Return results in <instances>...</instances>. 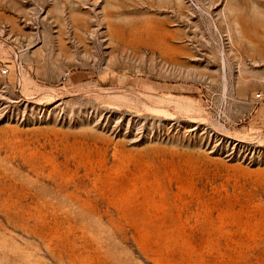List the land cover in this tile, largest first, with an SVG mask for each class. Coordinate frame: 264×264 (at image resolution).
Here are the masks:
<instances>
[{"label":"rangeland","instance_id":"obj_1","mask_svg":"<svg viewBox=\"0 0 264 264\" xmlns=\"http://www.w3.org/2000/svg\"><path fill=\"white\" fill-rule=\"evenodd\" d=\"M0 264H264V0H0Z\"/></svg>","mask_w":264,"mask_h":264},{"label":"bare ground","instance_id":"obj_2","mask_svg":"<svg viewBox=\"0 0 264 264\" xmlns=\"http://www.w3.org/2000/svg\"><path fill=\"white\" fill-rule=\"evenodd\" d=\"M154 39V36H152L151 34L150 35H147V37L145 38V42L146 44L150 41H152ZM223 73H225V68L223 67ZM116 203V206L118 207V212L120 213V215H122L123 213L126 214V219L130 218L131 219V215L133 212L132 209L134 208H129L128 207V204H127V198L123 195H121L120 197L118 198H115L114 201ZM124 207H127V208H124Z\"/></svg>","mask_w":264,"mask_h":264},{"label":"built area","instance_id":"obj_3","mask_svg":"<svg viewBox=\"0 0 264 264\" xmlns=\"http://www.w3.org/2000/svg\"><path fill=\"white\" fill-rule=\"evenodd\" d=\"M1 72H2V73L6 72V69H4V68H1ZM256 96H257V97H260V96H261V94H260V93H257V94H256Z\"/></svg>","mask_w":264,"mask_h":264}]
</instances>
